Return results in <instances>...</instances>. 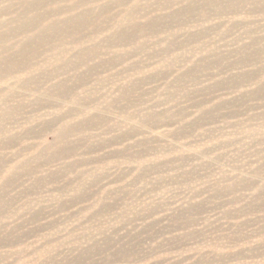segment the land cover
<instances>
[{"label": "rangeland", "instance_id": "374dc122", "mask_svg": "<svg viewBox=\"0 0 264 264\" xmlns=\"http://www.w3.org/2000/svg\"><path fill=\"white\" fill-rule=\"evenodd\" d=\"M193 2L43 9L108 12L0 84V264H264V1Z\"/></svg>", "mask_w": 264, "mask_h": 264}, {"label": "bare ground", "instance_id": "6f19581e", "mask_svg": "<svg viewBox=\"0 0 264 264\" xmlns=\"http://www.w3.org/2000/svg\"><path fill=\"white\" fill-rule=\"evenodd\" d=\"M2 1H10V0H0V3ZM58 1L60 0H28L22 6L21 12L17 14L16 18L9 23L3 21L2 19L3 16L6 14L7 10L0 9V45L12 39H15L16 37L20 35L21 36L25 35V37L28 36L26 40L15 43L11 47V49H13V51L10 52L11 54H9L6 58H3L0 61V84L9 80L10 79L9 77L13 74V72L16 71V69H19L18 72H21V73H29V71L30 72L34 71L36 67L33 65V58L38 54V51L40 48L45 47V46L49 47L51 45V42L57 36L69 34V33H75L76 31L80 30L81 27L85 25H89V24L93 25L95 19L102 17L104 14L108 12V8H99L97 11L91 10V11H85V12H76V14L73 17H70L64 21L59 20V21L52 22L51 24H46L49 18L56 15V11L55 10L54 11H43V9L46 7L52 6ZM124 1L125 0H116L118 4L123 3ZM197 1L204 2L207 4L210 0H207V1L206 0H195V2L191 3L190 6L188 7L189 9L184 10L186 13L190 12V13H187L188 15L186 16L187 18H189L190 16H193L194 15L193 13H199L200 11H205L208 9V7H205V6H208V4L202 5L204 8H197V4H196ZM211 1L218 3L219 6L223 8L227 6H235L237 4L241 5L244 0H211ZM258 1L260 2V0ZM257 3L258 2H256V4ZM77 4H80V3L78 2ZM137 10H138V7H136L133 12L127 14L124 17V23L121 25L122 29H120V32L117 33L119 36V40L121 42L122 41L125 42L128 40H136L135 35L137 32H142L145 30L153 31L157 29L158 26H160L161 23H159L160 21L157 20L156 18H150L149 22L145 24L144 27L132 24L131 19L134 17ZM180 14L181 12H178V11L174 12L172 15V18L174 19L176 18L177 21H179L182 18ZM163 23L165 22L162 21V24ZM4 27L7 28L6 31L3 30ZM126 27L128 28L126 29ZM206 32L208 33L207 30ZM57 55L64 56V51L59 50L57 52ZM45 77L46 75L42 74L38 76L36 80H41ZM79 80L82 81L81 78ZM60 87H64L65 89L66 85L63 84ZM65 136H66V133H65Z\"/></svg>", "mask_w": 264, "mask_h": 264}]
</instances>
